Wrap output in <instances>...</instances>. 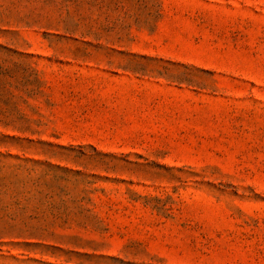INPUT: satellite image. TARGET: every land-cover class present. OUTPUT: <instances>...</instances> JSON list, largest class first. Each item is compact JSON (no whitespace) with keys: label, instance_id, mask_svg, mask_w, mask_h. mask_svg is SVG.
<instances>
[{"label":"rangeland","instance_id":"374dc122","mask_svg":"<svg viewBox=\"0 0 264 264\" xmlns=\"http://www.w3.org/2000/svg\"><path fill=\"white\" fill-rule=\"evenodd\" d=\"M0 264H264V0H0Z\"/></svg>","mask_w":264,"mask_h":264}]
</instances>
